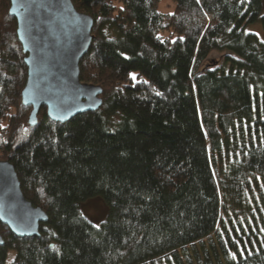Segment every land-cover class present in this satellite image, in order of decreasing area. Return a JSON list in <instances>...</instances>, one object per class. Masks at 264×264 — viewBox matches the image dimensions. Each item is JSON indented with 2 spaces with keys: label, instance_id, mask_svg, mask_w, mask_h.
Returning <instances> with one entry per match:
<instances>
[{
  "label": "trees",
  "instance_id": "obj_1",
  "mask_svg": "<svg viewBox=\"0 0 264 264\" xmlns=\"http://www.w3.org/2000/svg\"><path fill=\"white\" fill-rule=\"evenodd\" d=\"M70 1L93 20L78 78L101 105L64 122L41 106L30 126L0 0V160L46 214L38 235L0 223V264H264L262 0ZM256 20L262 40L244 31ZM93 196L98 226L79 210Z\"/></svg>",
  "mask_w": 264,
  "mask_h": 264
},
{
  "label": "water",
  "instance_id": "obj_2",
  "mask_svg": "<svg viewBox=\"0 0 264 264\" xmlns=\"http://www.w3.org/2000/svg\"><path fill=\"white\" fill-rule=\"evenodd\" d=\"M15 34L24 54L26 79L21 103L30 106L27 123L33 126L44 106L52 121L64 122L101 105V87L78 78V61L91 41V16L70 0H9ZM46 214L23 195L13 165L0 160V223L15 236L38 235ZM3 239L0 234V246Z\"/></svg>",
  "mask_w": 264,
  "mask_h": 264
},
{
  "label": "rangeland",
  "instance_id": "obj_3",
  "mask_svg": "<svg viewBox=\"0 0 264 264\" xmlns=\"http://www.w3.org/2000/svg\"><path fill=\"white\" fill-rule=\"evenodd\" d=\"M157 9L161 12H170L173 9V4L171 0H160ZM260 15H264V0H262V5L260 9ZM244 31L254 33L258 39H263V30L259 20L254 22L246 23L244 25ZM162 33H165L162 32ZM227 52H211L210 58L215 59L218 65H221L224 70L227 69L226 65L223 64L224 55ZM80 212L94 225L98 226L107 215V205L100 196L90 197L79 204ZM14 251L8 250L4 260V264H9L13 259Z\"/></svg>",
  "mask_w": 264,
  "mask_h": 264
},
{
  "label": "snow or ice",
  "instance_id": "obj_4",
  "mask_svg": "<svg viewBox=\"0 0 264 264\" xmlns=\"http://www.w3.org/2000/svg\"><path fill=\"white\" fill-rule=\"evenodd\" d=\"M132 79H135V76L134 75L132 76Z\"/></svg>",
  "mask_w": 264,
  "mask_h": 264
}]
</instances>
